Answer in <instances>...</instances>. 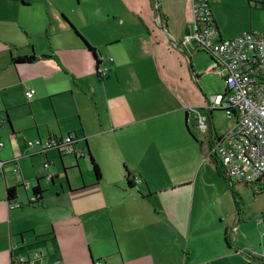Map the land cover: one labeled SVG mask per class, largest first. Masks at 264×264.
Returning a JSON list of instances; mask_svg holds the SVG:
<instances>
[{
    "label": "crops",
    "instance_id": "crops-1",
    "mask_svg": "<svg viewBox=\"0 0 264 264\" xmlns=\"http://www.w3.org/2000/svg\"><path fill=\"white\" fill-rule=\"evenodd\" d=\"M193 1L0 0V264L33 251L44 264H264L263 230L246 229L264 203L249 215L239 196L227 219L216 208L227 178L211 150L234 122L224 129L209 108L225 84L193 39ZM247 2L264 11V0ZM23 56L36 60L13 62ZM72 133L82 156L26 147ZM230 184L264 194V181ZM7 188L20 207H8Z\"/></svg>",
    "mask_w": 264,
    "mask_h": 264
},
{
    "label": "built area",
    "instance_id": "built-area-1",
    "mask_svg": "<svg viewBox=\"0 0 264 264\" xmlns=\"http://www.w3.org/2000/svg\"><path fill=\"white\" fill-rule=\"evenodd\" d=\"M194 34L193 39L199 50L211 58L210 72L217 74L225 84V92L210 98L209 108L220 109L233 126L225 132L212 147V154L220 161L224 175L229 182L255 185L264 181V36L253 32H242L231 38H222L213 18L207 0H194L192 5ZM110 60H112L110 58ZM102 61V59H101ZM99 60V62H101ZM97 75L103 79L106 68L97 69ZM35 95L34 89L24 92L30 101ZM190 112H195L190 108ZM196 124L200 131L208 128L207 117L196 112ZM78 137L69 134L62 138L31 140L26 142L28 149L38 153L55 149L61 153L82 156V150L76 149ZM3 143L0 142V148ZM5 162L0 160V173ZM49 163L43 167L47 169ZM133 187L138 190L141 178H131ZM28 187V184H25ZM10 209L20 207L17 203H8ZM263 228L264 212L256 220ZM45 254L33 251L27 256L17 257L15 264H44ZM96 262L95 264H99Z\"/></svg>",
    "mask_w": 264,
    "mask_h": 264
},
{
    "label": "rangeland",
    "instance_id": "rangeland-1",
    "mask_svg": "<svg viewBox=\"0 0 264 264\" xmlns=\"http://www.w3.org/2000/svg\"><path fill=\"white\" fill-rule=\"evenodd\" d=\"M215 4L216 5L211 4V9L214 12V6L216 7L215 16L219 28H226L229 31L243 30L242 32H253L264 36V11L255 10L252 4H248L247 0H215ZM223 83V80L216 74V86L218 85V87L222 89ZM216 118L218 120V125L221 127L224 126V129L231 126V123L225 119V115L220 111L216 112ZM235 189L236 188H233L230 182L227 179H224L223 176L216 180V201H218L216 208L219 209L222 215L220 216L221 218L227 219L230 215H237L239 209L237 203L240 202H237L236 199L239 196L244 200L245 213H249V215H251L250 212L257 211L262 207L261 205L264 203V194H259L258 191H253L252 188H244L242 191H239L240 193L236 192ZM241 205L242 203H240V206ZM257 216L260 217V215ZM250 221L253 222L248 218L246 223L248 224ZM216 222H219V219L216 218ZM246 229L252 232L254 238H257L259 233L263 230L262 227L259 228L255 223L254 226H246ZM258 230L260 231L259 233ZM244 234V232L239 230V236ZM251 263L256 264L253 261H251ZM235 264L245 263L240 262V259H237Z\"/></svg>",
    "mask_w": 264,
    "mask_h": 264
},
{
    "label": "trees",
    "instance_id": "trees-1",
    "mask_svg": "<svg viewBox=\"0 0 264 264\" xmlns=\"http://www.w3.org/2000/svg\"><path fill=\"white\" fill-rule=\"evenodd\" d=\"M88 49L91 52H94V49H92L91 47H89ZM35 60H36V58L34 56H23V57L14 58L13 62L14 63H32ZM96 62L99 63V60L97 59ZM91 163H92V167H93V170H94V173H95L96 177L99 178L100 177V172H99L98 166L96 165V163L94 162L93 159H91ZM129 177H130V174H127L128 184L131 186L132 185V180ZM33 195L35 196L36 199L39 200L40 197H41V190L38 187H36L35 189H33ZM6 196H7L8 203H12L13 201H15V199H16V190H15V188H7L6 189ZM261 261H263V263H264V259H261ZM12 264H15V263L12 262Z\"/></svg>",
    "mask_w": 264,
    "mask_h": 264
},
{
    "label": "water",
    "instance_id": "water-1",
    "mask_svg": "<svg viewBox=\"0 0 264 264\" xmlns=\"http://www.w3.org/2000/svg\"><path fill=\"white\" fill-rule=\"evenodd\" d=\"M49 181H51L52 179H48Z\"/></svg>",
    "mask_w": 264,
    "mask_h": 264
}]
</instances>
